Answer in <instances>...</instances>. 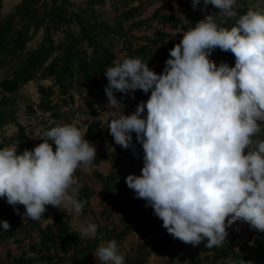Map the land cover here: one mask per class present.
Instances as JSON below:
<instances>
[{
  "label": "clouds",
  "instance_id": "clouds-1",
  "mask_svg": "<svg viewBox=\"0 0 264 264\" xmlns=\"http://www.w3.org/2000/svg\"><path fill=\"white\" fill-rule=\"evenodd\" d=\"M202 3L204 19L182 32L162 73L122 55L105 69L104 91L113 109L122 105L117 92H151L133 113L122 110L107 126L115 144L133 147L135 133L143 148L141 174H129L126 184L174 238L193 246L207 241L212 248L226 241L237 221L264 232V139H254L264 133V10L238 15L237 0ZM200 5L192 0L194 10ZM208 5L233 25L222 26ZM176 18L189 21L179 11ZM217 48L234 54L235 65L210 59ZM84 137L68 123L44 130L31 151L18 153L19 143L0 148V197L25 207L22 220L41 219L48 205L83 211L88 201L79 198L76 172L96 160L95 146ZM10 227L0 221L3 231ZM97 229L95 223L77 225L80 239L95 238ZM93 254L97 264H125L115 240Z\"/></svg>",
  "mask_w": 264,
  "mask_h": 264
},
{
  "label": "trees",
  "instance_id": "trees-1",
  "mask_svg": "<svg viewBox=\"0 0 264 264\" xmlns=\"http://www.w3.org/2000/svg\"><path fill=\"white\" fill-rule=\"evenodd\" d=\"M175 1L186 9L192 8V0ZM257 2H264V0H237L236 11L238 15L246 13L249 8L264 10V6L254 5ZM106 3L107 0H87L84 5L75 6L71 0H21L13 13L4 15L2 13L3 0H0V68L5 67L8 63H13L16 59L18 60L15 62L11 77L0 80V96L4 92L14 94L34 79L53 81L54 86L52 87H39L41 94L40 109L51 112L52 117L56 119L44 130L62 125L58 121L63 117L61 104L67 105L69 102H74L72 91L81 93L86 88L94 86L95 89L104 88L105 69L112 66L113 61L118 57L116 47L118 46V38L124 34L123 22L136 19L142 12L141 4L138 7H130L129 4L125 3L128 9L120 13L116 23H111L104 19L96 9L97 6H104ZM200 7H203L202 0ZM207 9L208 13L216 14L218 21L223 24L222 26L230 28L233 25L234 21L232 20L224 23V18L219 13V9L212 5H208ZM186 18L189 20V25L192 26L199 21L189 14L186 15ZM154 19L163 21V24L170 25L173 29H177L181 24V21L174 14H161L160 10L154 14ZM73 24L77 30L72 29ZM137 25L134 21L131 26L137 28ZM187 28L185 27V29ZM40 31L43 32L42 41L35 49L27 51L28 43ZM58 32L62 33V38L57 41L55 36ZM166 36L168 35L162 34L161 39H149L148 44L137 49H134L130 43L124 47V51L129 57H138L147 61L149 56L152 57L154 49L158 48L160 49L159 58H152L151 61L160 59L165 65L171 47L170 44H165L164 38ZM211 56L212 60L218 64L226 62L229 66L235 65V56L230 51L224 52L217 48ZM147 64L150 69L154 70L152 62L147 61ZM154 71L158 74L163 72V70ZM55 86L60 95L68 96V99H63L62 103L54 102L52 97L55 95ZM150 94V91L144 93L142 90H136L134 94L129 93L127 95L118 92V97L125 105L127 104L132 108L129 109L130 112L131 110L134 111L139 103L146 102ZM32 112L34 111L32 110ZM4 120L3 109L0 108V126ZM88 125L87 141L92 145H103L104 140L100 131L103 122L98 119ZM111 139L117 152L120 155L125 154L126 152L121 149L120 145L115 144L112 136ZM12 141L19 143L18 153H22L25 149L31 151L34 147L30 134L28 135L26 129L21 125L18 127L16 138ZM49 143H52L55 151V144L51 141ZM0 148H3V145H0ZM105 158V154L96 156L94 163L98 165ZM76 173L78 176L80 175L79 170ZM119 174V172H113L105 176L100 172L93 173L94 177L102 183L106 192H110L113 184L117 182ZM93 195L92 188L88 186L81 188L79 198L88 201L84 209L89 206ZM6 200V197H0V219L1 221L7 220L10 226H19L22 221V214H17L16 209L20 212L23 210V205L18 204L14 207L9 204V207H6ZM110 203L112 204V201ZM115 207L122 215V230L105 228L104 231L102 228H98V233H103L108 240L123 238L133 233L147 236L156 232L159 227H163L162 220L154 214L153 208L143 217V212L137 211L135 208H130L125 212L119 203H115ZM134 218L136 224L133 223ZM44 221H51V223L44 227L42 226ZM26 226L37 229L40 233L39 243L30 246L31 253L36 254L37 257H22L14 260L13 264H63L68 260L76 263L80 256H92L101 244L99 236L92 239H80L78 231L71 228L70 218L51 205L46 206V211L41 219H29ZM262 237H264V232L253 228L247 245L238 252L233 244L220 248L217 246L208 248L205 246L207 241H204L199 245L202 253L205 254L203 260L194 255L185 256L181 249L173 248L169 241L159 239L153 243L150 251L147 246L143 245L144 252L142 255L127 257L125 264H147L150 255L169 257L170 260L181 258L186 264H208L210 261H212L210 264H215L226 258H230L236 264H254L253 259L245 254V248L254 245L264 247V242H259ZM58 250L62 252L64 257L59 256ZM65 257L69 259L67 260Z\"/></svg>",
  "mask_w": 264,
  "mask_h": 264
},
{
  "label": "rangeland",
  "instance_id": "rangeland-1",
  "mask_svg": "<svg viewBox=\"0 0 264 264\" xmlns=\"http://www.w3.org/2000/svg\"><path fill=\"white\" fill-rule=\"evenodd\" d=\"M21 0H3L2 13L8 15L15 11L16 6ZM87 0H71V2L77 5H84ZM130 7H138L139 4L142 5V12L134 20L129 22H123V36L118 38V46L116 47V53L118 57L126 55L124 47L132 43L133 48L137 49L142 45L148 44V40H154L156 38L161 39V35L165 34V44H170L172 49L174 45L180 42L182 39V32L186 31L188 28L193 27L189 25V22L182 23L177 29H173L172 26L163 24V21H158L154 19V14L160 10L161 14L172 13L176 16V12L179 11L185 16L187 14L192 15L194 18L202 20L204 19L205 13L200 11V6L197 9H186L181 4L177 3L175 0H107L106 5L97 6L96 9L104 19H107L111 23H116L119 19L120 13L128 9L126 4ZM255 6H264V2H257ZM74 9V8H72ZM117 9V10H116ZM208 12V9H207ZM135 21L137 23V28H132V23ZM185 27H188L185 29ZM73 30H77V27L73 24ZM33 29L31 30V32ZM43 32L40 31L35 35V37L28 43L27 51L35 49L39 43L42 41ZM62 38V33L58 32L55 39L58 41ZM152 57H148L147 61L153 63V69L156 71L163 70L165 65L160 59L156 61H151L152 58H159L160 49H154ZM117 57V58H118ZM212 59V56H210ZM13 63L6 64L5 67L0 68V80H4L7 77L10 78L15 66ZM217 65H219L217 63ZM108 81L105 77L104 88L95 89L94 87L86 88L81 93L72 91L74 94V102H69V104H63V99H68V96H61L58 88L55 86V95L52 97L54 102L61 104V113L63 117L58 119V121L63 124L73 123L78 129L85 133V139L87 140L88 124L96 120H101L103 126L101 128L102 138L104 140L102 144H95L96 156L102 154L106 155V158L98 165H94L88 169H78L80 175L79 177L82 187L88 186L93 189L94 195L91 198V202L87 208H85L80 214L73 213L70 209H65L61 206L57 210L63 215L70 218L71 228L77 231V225L95 223L98 228L109 229L111 227L113 230L121 231L123 227L122 215L116 210L115 203L122 205V209L127 212L130 208H135L137 211L143 212L145 217L151 206H146V201L142 198H136V195L132 189H130L126 184V177L129 174L140 175L141 169L143 167V148L140 143L136 141L135 133H133V147L128 149H121L126 152L120 155L115 146L112 145L111 135L109 129L107 128L108 123L115 118V116L123 110L125 115L131 114L135 111L131 110L129 105H125L118 97V92L115 93L116 98L121 101L122 105L118 106L116 109L107 107L108 99L105 94V87ZM44 86L46 88L52 87L53 81L51 80H41L34 79L27 85L22 86L16 93H2L0 96V108L3 109L5 120L0 126V145L3 147L13 144V139L16 138L18 134V127L21 125L26 129L27 134L31 136V140L34 142L33 150L36 146L43 142L40 139V135L44 131L45 127L51 125L55 122V118L52 117L51 112H45L40 109L41 94L39 92V87ZM132 107V105H131ZM32 110L34 112H32ZM146 111L143 115L146 116ZM261 123V122H258ZM264 139V133L255 137L254 139ZM254 147V145L252 146ZM133 148L135 149V155L133 154ZM130 151V152H128ZM100 172L105 176L111 173L119 172L118 180L113 184L110 192H106L103 189L102 183L97 180L93 173ZM112 201V204L110 203ZM109 203V206H108ZM6 207L9 204L6 200ZM109 209V210H108ZM108 211L112 214L109 215ZM25 212V207L19 212L23 215ZM134 217V216H133ZM29 219L22 220L19 226H11L9 230L3 231L0 228V264H13L14 260H18L22 257L35 258L36 254L31 253L30 246L38 244L40 241V233L37 229H32L27 227ZM1 221V219H0ZM51 223V221L42 222V226H46ZM133 223L136 224L134 218ZM103 231V232H104ZM110 231V230H109ZM253 228L247 222L237 221L231 227L227 228L228 236L226 241L218 246L224 247L230 244L235 245V250L238 252L242 250L248 243L250 235ZM110 234V232H109ZM96 236H99L101 243H106L110 240L104 236V234H99L97 229ZM95 236V237H96ZM92 239V238H90ZM159 239L169 241L173 248L181 249L182 254L194 255L199 259H204V253H202L200 246H193L191 244H185L177 238H174L171 234L167 232L164 227H159L156 232H153L147 236L137 235L135 233L125 236L123 238H114L117 242L119 250L127 257H136L142 255L144 252L143 245L147 246L150 251L154 242ZM260 243L264 242V237L259 240ZM147 250V252H148ZM9 253H11L9 255ZM54 253V252H53ZM59 256L64 257L62 252L58 250ZM245 254L253 259L254 264H264V247L259 245H254L249 248H245ZM67 260L68 257H65ZM212 263L210 261L208 264ZM45 264V263H36ZM63 264H97V259L94 254L92 256H80L76 263L71 261H65ZM147 264H186L181 258L170 260L169 257L150 255L147 259ZM207 264V263H205ZM215 264H236L230 258L220 260Z\"/></svg>",
  "mask_w": 264,
  "mask_h": 264
},
{
  "label": "crops",
  "instance_id": "crops-1",
  "mask_svg": "<svg viewBox=\"0 0 264 264\" xmlns=\"http://www.w3.org/2000/svg\"><path fill=\"white\" fill-rule=\"evenodd\" d=\"M108 206H109V203H108ZM109 210V209H108ZM109 215H111L112 213L110 211H108ZM109 229H112L111 227H109Z\"/></svg>",
  "mask_w": 264,
  "mask_h": 264
}]
</instances>
